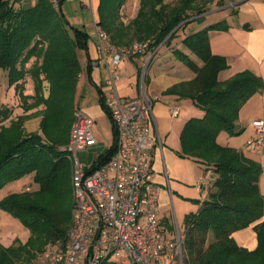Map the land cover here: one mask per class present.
<instances>
[{"label": "trees", "instance_id": "obj_1", "mask_svg": "<svg viewBox=\"0 0 264 264\" xmlns=\"http://www.w3.org/2000/svg\"><path fill=\"white\" fill-rule=\"evenodd\" d=\"M62 1L0 0V69L6 72L7 85L13 88L23 112L42 106L30 114L17 115L8 125L0 124V189L30 173L38 186L33 192H12L0 199V209L20 219L29 230L24 242L0 244V264H30L47 242L64 238L70 220V173L66 154L58 148L67 142L73 111L78 108L77 83L82 72L78 51L87 53L89 36L83 28L65 20L60 10ZM126 1L99 0L96 24L115 45L125 43V30L132 29L134 39L148 42L141 56L155 55L160 45L171 46L178 30L191 21L189 18L208 10L205 3L198 5L204 0H139L135 17L124 26L119 11ZM227 29L225 21H218L181 40L201 60L200 65L181 50L171 48L194 76L163 92L189 99L203 113L183 124L178 155L215 175V190L208 193L196 212L184 217L183 264H264V196L258 185L261 164L216 141L220 131L241 133L236 127L239 110L264 86L263 79L248 69L226 80L218 79V73L229 64L225 57L211 52L209 33ZM91 61L89 58L86 68L89 79ZM139 73L138 69V77ZM27 77L32 81L31 94L24 93ZM96 87L99 104L107 113L100 87ZM12 112L11 106L0 108V121ZM31 115L41 116L39 130L26 133L23 122ZM113 132L114 143L98 156L92 168L113 153ZM251 225L257 244L248 250L237 245L232 234Z\"/></svg>", "mask_w": 264, "mask_h": 264}, {"label": "built area", "instance_id": "obj_2", "mask_svg": "<svg viewBox=\"0 0 264 264\" xmlns=\"http://www.w3.org/2000/svg\"><path fill=\"white\" fill-rule=\"evenodd\" d=\"M94 43V64H103L106 72L101 93L115 131V149L96 168L83 169L77 152L94 142L93 121L77 108L68 140L58 148L71 166L69 225L64 238L44 248L37 264H183V235L177 228L168 230L158 217L160 188L152 164L161 141L151 129L153 100L144 91L143 74L137 80L138 96H123L116 89L126 75L121 73V62L143 55L148 42L118 46L98 29ZM179 110V105H171L168 114L176 117ZM251 126L254 134L244 149L261 153L264 120L253 119ZM208 183L205 173L196 186L203 189Z\"/></svg>", "mask_w": 264, "mask_h": 264}, {"label": "rangeland", "instance_id": "obj_3", "mask_svg": "<svg viewBox=\"0 0 264 264\" xmlns=\"http://www.w3.org/2000/svg\"><path fill=\"white\" fill-rule=\"evenodd\" d=\"M50 1L55 2L53 0ZM164 1L168 3H174L176 0H164ZM250 1H255V0H247L245 3L236 7L234 13L230 14L231 12L230 9L229 11L225 10L223 12L221 11V12L212 13L210 15L205 16L204 19L195 20L192 21L191 23L189 22L184 30H182L183 28H181L177 32V35L172 40L170 45L171 46L177 45L176 42H178V40H182L183 39L182 37L184 35L196 31L197 29L207 24L209 21L223 19L224 17H226L228 18L230 24L231 22L233 24L230 35H226L228 37L229 36L231 37L230 43H233L230 45V48L232 47L231 54L238 52V50L241 48V46L244 45V43L243 42L240 43L237 40V37L239 38L241 35L245 34L244 32H250V31L253 32L254 29L257 30V28H259L257 23L258 22L257 13H255L252 10L253 7L247 6V4ZM138 2L139 0H127L126 3L123 5V7L120 9L119 11L120 21L124 26H126L129 23V21L135 17L138 9ZM205 2L206 0H204V2L202 1L198 2V5L203 6ZM60 10L65 20L69 23V25L78 27L77 24L80 23V20H82V6L79 0H63L60 5ZM193 18L194 16L189 18L188 20H191ZM184 22L180 23L177 26V28L180 25H182ZM246 22H249L250 26L253 25L252 28L250 29L243 28V30H240V28H242V25H244ZM129 30L130 31H128L127 29L125 30V34H126V37H124L125 43H120L118 46H129L135 42H139L137 41V39H134L131 36L132 29ZM254 35L255 32L253 33V36ZM131 37L132 39L129 41L128 39H126ZM219 42L222 43L224 41L219 40ZM88 46L90 48L89 54L91 56H94V50L92 48V44L88 43ZM183 47H179V48L182 50ZM170 49L171 48H169L168 46H161L155 55H151V53H146L142 58L143 63L141 62V66H139L140 67L139 77L141 76V74H143V80L145 81L143 87L145 93L150 98L159 97L160 99L159 103L161 106L165 105L168 100H171L172 102L176 101L180 106V111L178 116L173 118L170 117L169 114L163 110L158 111L156 106H154V108L152 109L151 127L154 135L155 136L158 135L161 144L163 145L162 148L163 151H165V154L167 155V152H169L170 157L172 155L174 160H176L178 163L179 177L176 178L174 177L175 179L174 181L178 182L180 185L184 187L192 188L191 194H188L186 192L182 193V192H177L176 188L172 184L171 185L172 190L170 195L166 193L165 198L158 202V210H159L158 217L161 220H163L162 223L167 227L168 230H174L175 228H177L179 233L183 235L184 238V217L185 215L191 212H196L200 203L203 200L208 199L209 197L208 193L215 190V188L212 185L215 175L212 173V170L206 172L209 173V183L206 184V187L203 188L205 192L202 195H200L198 192L195 191V188L192 186V183L196 181V178L202 177L204 173L201 171L200 167L197 164H195L191 159L186 157H180L178 155V152L180 150L179 135L182 130L183 124L190 117L201 116L202 110L196 107L187 98H181L175 100L176 98H173L171 96L172 94H166L161 90V87L163 85V80H165V76H167V80L173 82L181 79L182 81H186L185 79L192 76L191 70L181 61H179L178 58L175 57L174 53L173 52L171 53ZM82 56L84 57L85 55H81L79 53L78 59L80 57L81 60ZM191 57L199 64L202 63L201 60L198 57H196L194 54H191ZM256 60L257 59L254 57L252 58V60H250L251 65H253L254 67L253 70L250 71L254 73L258 72V67L260 66V64L258 65V62ZM80 62L82 63V72L78 78V83H77V91H78L77 102L79 105L78 107L84 113H86L84 110L87 109L88 107H93V111L95 110L97 111V108H99L101 112L98 115L90 116L87 114L93 121L91 131L93 134L94 142L88 145L85 149L77 152L78 160L83 165V169L86 171L91 168L96 157L100 154H104L108 150V148L114 143V132L110 117L99 104V91L98 88L96 87L98 86L97 83H99L98 81L100 80V77H105L106 75L103 64L99 67H95V68L93 67L91 69L90 79H89L83 68L84 62L83 61ZM232 63L233 65L234 64L239 65L238 63H240V61H238L236 57H233ZM125 66L126 69L128 70V76L118 81L116 85L118 86V88H121L127 86L128 83L130 82L134 83L135 89H131L129 91V96H134L140 93L141 91L139 83L137 86L135 85L137 82V78H136L137 69L136 66L130 63L129 60H124L121 62L120 68L123 69ZM168 66H170V68ZM262 67H263V77H264V64ZM122 71L121 73H123ZM167 71L169 72V74L165 75V72ZM147 77L150 78V82L146 85ZM0 82H1V76H0ZM3 89L5 91V85H2V91ZM12 93L13 92L11 91V93L6 98H8V100L10 101L9 105L15 108L16 110H18V112H21L23 114H30L31 112L38 110V108L39 109L42 108V106H39L38 108L23 112L22 108L18 109L19 107L18 105H20V100L15 94L12 95ZM24 93L25 94L32 93V81L30 80L29 77H27L25 81ZM74 113L75 110L73 111V117H74ZM40 119L41 116L39 115L29 116L23 122V128L25 132L30 133V132L38 131ZM244 137L245 135L242 133L238 135H229L225 131H220L216 137V141L218 144L222 146H228L237 149L243 143H245ZM159 149H160L159 146H157L154 151L155 154L154 161L155 159L156 160L159 159L160 161H162L161 160L162 156ZM241 150H243L242 147ZM68 167H69L70 184H71V166L69 162H68ZM170 177L172 178V176ZM37 187H38L37 184L34 183L33 181V173H30L19 179L7 182L0 189V199L5 195H7L8 193H12V192L15 193L24 192V191L33 192L37 189ZM71 202H72V189H71ZM68 225L69 222L67 224V227ZM28 236H29V230L25 227V225L21 222L20 219L0 209V244L1 245L9 246L16 241L24 242L28 238ZM50 242L52 241L47 242L43 246L42 251ZM182 248H183V244H182ZM41 252L37 253L35 259L30 264H37L38 256L40 255ZM183 256H185L184 248L182 250V259ZM17 264H25V263L19 262Z\"/></svg>", "mask_w": 264, "mask_h": 264}, {"label": "crops", "instance_id": "obj_4", "mask_svg": "<svg viewBox=\"0 0 264 264\" xmlns=\"http://www.w3.org/2000/svg\"><path fill=\"white\" fill-rule=\"evenodd\" d=\"M79 1L81 3V6H82V20H80V23H78L77 26L80 28H83L88 33V36H89L88 43L92 44V48L94 50V56H91L89 54V50H90L89 46L87 49L88 54L83 52V50L78 51V54L80 53L81 55H85L84 57L82 56L81 60L79 57V62L80 61L84 62L83 68H84L85 73H86V68L88 67V59L89 58L92 60L91 61V69L93 67L95 68V67H99L102 65L101 63H98L97 65L94 64V62H95L94 60L97 57V52H96L95 43H94V35H95L96 31L99 29V27L96 24L97 19H98L97 7H98L99 0H79ZM246 1L247 0H206L205 4H206V7L208 8V10L206 12L202 13L201 15L194 16V18L191 19L190 23L192 21H195V19L197 17H201L200 19H204L205 16L210 15L212 13H216V12H221V11L223 12L225 10L229 11L231 9L230 14L234 13L236 7L245 3ZM247 6L253 7L252 10L255 13H257V15H258V18H257L258 22L257 23H258L259 28H257V30L254 29L253 32H251V31L250 32H244L245 34L241 35L239 38L237 37V40L240 43L243 42L244 45L241 46L242 49L240 48L239 49L240 51L238 50V52H236V53L231 54L232 47L230 48V45L233 43H230L231 37L226 36V35H230V33L232 31V27H233L232 22H231V24H232L231 25L230 22L228 21V18L224 17L223 19H217L214 21H209L207 24H205L201 28L197 29V30H200V29H202V28H204V27H206L212 23L218 22V21H225L228 25V29L226 31H210V33H209V44H210L211 52L213 54L221 55V56L225 57L227 63L229 64V67L227 69L220 71L218 73V79L220 81L228 79L229 77H231L233 74H235L238 71H241L244 69L253 70L254 67H253V65H251L250 60H252V58L254 57L257 59L256 61L258 62V65L260 64V66L258 67V72H255V73L253 72V73L260 76L263 79V83H264L263 67H262L264 64V1L263 0L250 1L247 4ZM229 19H230V16H229ZM73 25H75V24H73ZM187 25L182 27L183 28L182 30H184L187 27ZM252 26L249 25V22H246L244 25H242V28H240V30H243V28L250 29V28H252ZM193 32H195V31H193ZM193 32H191V33H193ZM241 32H243V31H241ZM254 32H255V35L253 36ZM186 35H188V34H186ZM186 35H184L182 38H184ZM219 40H223L224 42L220 43ZM176 43H177V45L169 46V48H175V49L181 50L179 48V47H183V45L181 44V40H178V42H176ZM170 51L172 53V49H170ZM181 51L184 52L185 54H187L192 60H194L191 57V54H193V53L189 49L183 47ZM143 57L144 56H138V57H135L132 59H128L130 61V63H132L136 66V69H137L136 70V78H138L137 71L140 68L139 66H141V62L143 63V59H142ZM233 57H236L238 59V61H240V63H238L239 65H237V64L233 65V63H232ZM196 63H197V65H200L198 62H196ZM80 64L82 67L81 62H80ZM170 66H168V67L170 68ZM91 69H90V71H91ZM121 71L123 73L125 72L126 75L124 77L128 76V70L126 69V66L123 69H121ZM167 74H169L168 71L165 72V75H167ZM0 76H1L0 108L9 107L10 101L6 97L11 93V91L13 92L12 95H14V91L12 90V87H9L7 85L6 72L2 69H0ZM193 76H194V73L192 72V76L188 77L185 80H189V79L193 78ZM105 78H106V75H105V77H100V80L98 81L99 83H97L100 87V91H101V86H102ZM123 78H121V79H123ZM180 81H182V79L178 80V81H174V82L169 81V80H167V76H165V80H163V85L161 87V90L164 91L165 89H167L168 87H170L174 83H178ZM149 82H150V78L147 77L146 85ZM2 85H5V91H4V89L2 91ZM135 85L137 86V82ZM116 89L119 92V94H121L123 96H129V91L131 89H135V86H134V83L130 82V83H128L127 86H124L121 88H118V86L116 85ZM136 89H137V87H136ZM77 95H78V91H77ZM138 95H139V93L134 95V96H130V97H136ZM99 96H100V92H99ZM171 96L173 98H176L175 100H177L176 95H171ZM151 99L153 100V108H154V106H156L158 111L163 110L167 113H168V107L169 106L174 105V104L179 105L176 101L172 102L171 100H168L165 105L161 106L159 103V101H160L159 97H155V98H151ZM19 108L20 107H18V109ZM96 108H97V106H96ZM84 111L86 112V114H88L90 116L91 115H98L101 113L99 108H97V111L96 110L93 111V107H88ZM20 114H22V113L18 112V110L13 108V112L10 115V117L4 121H0V124L8 125L10 119H13L17 115H20ZM201 116H199V117H201ZM255 118L256 119L257 118L264 119V86H263V90L260 93H256V94L252 95L245 102V104L241 107V109L239 110L238 119L236 121V127L239 130H241L242 134L245 135V137H244L245 143L254 134V131H253L252 126H251V121ZM151 129H152V127H151ZM245 143H243L239 148H237V150L241 151L246 157L253 159V160H255L261 164L262 169H261V173L259 176L258 185H259V190H260L261 194L264 196V148L261 151V153L247 151L244 149ZM162 147H163V145L161 144L159 151L161 152V156H162L161 160L162 161H160L159 159H157V160L155 159V161H154V158H153V164H152L153 171H154V181L160 188L159 195H158V202L165 198L166 193L170 195L171 190H172L171 189L172 184L176 188L177 192H182V193L186 192L188 194H191L192 188L184 187V186L180 185L178 182L174 181L175 180L174 177L175 178L179 177L178 163L176 160H174L172 155L170 157L169 152H167V155H168L167 156L165 154V151H163ZM241 147L243 150H241ZM98 156L96 158H98ZM168 157H169V159H168ZM195 164H197V163H195ZM197 165L200 167L201 171L204 174L206 172H209V171H205L201 165H199V164H197ZM170 176H172L173 179ZM198 179H199V177L196 178V181L194 183H192V186L195 188L196 192H198L200 195H202L205 192V190L202 188L200 189L196 186ZM160 221L163 222V220H161V219H160ZM232 237L236 241L237 245H239L240 247H244L248 250L255 248V246L257 244L256 234L252 228V225L233 232Z\"/></svg>", "mask_w": 264, "mask_h": 264}, {"label": "water", "instance_id": "obj_5", "mask_svg": "<svg viewBox=\"0 0 264 264\" xmlns=\"http://www.w3.org/2000/svg\"><path fill=\"white\" fill-rule=\"evenodd\" d=\"M177 28V27H176ZM175 30V29H174Z\"/></svg>", "mask_w": 264, "mask_h": 264}]
</instances>
